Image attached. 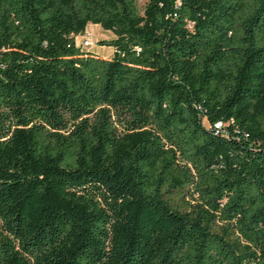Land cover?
<instances>
[{
	"label": "trees",
	"instance_id": "obj_1",
	"mask_svg": "<svg viewBox=\"0 0 264 264\" xmlns=\"http://www.w3.org/2000/svg\"><path fill=\"white\" fill-rule=\"evenodd\" d=\"M0 264H264V0H0Z\"/></svg>",
	"mask_w": 264,
	"mask_h": 264
},
{
	"label": "rangeland",
	"instance_id": "obj_2",
	"mask_svg": "<svg viewBox=\"0 0 264 264\" xmlns=\"http://www.w3.org/2000/svg\"><path fill=\"white\" fill-rule=\"evenodd\" d=\"M148 1L149 0H137L138 6L142 12ZM87 31L92 34L93 38V45L88 50L103 55L107 58L112 57L114 49L108 45H104L102 42L114 38V33L110 30L103 29L99 24H90L87 27ZM76 41L78 44H82V35L77 36Z\"/></svg>",
	"mask_w": 264,
	"mask_h": 264
},
{
	"label": "built area",
	"instance_id": "obj_3",
	"mask_svg": "<svg viewBox=\"0 0 264 264\" xmlns=\"http://www.w3.org/2000/svg\"><path fill=\"white\" fill-rule=\"evenodd\" d=\"M83 37V43L79 44L83 47H91L93 45V38H92V34L90 32H88L87 30L82 34ZM221 124H219L220 126Z\"/></svg>",
	"mask_w": 264,
	"mask_h": 264
},
{
	"label": "water",
	"instance_id": "obj_4",
	"mask_svg": "<svg viewBox=\"0 0 264 264\" xmlns=\"http://www.w3.org/2000/svg\"><path fill=\"white\" fill-rule=\"evenodd\" d=\"M83 33H81V35H82Z\"/></svg>",
	"mask_w": 264,
	"mask_h": 264
}]
</instances>
